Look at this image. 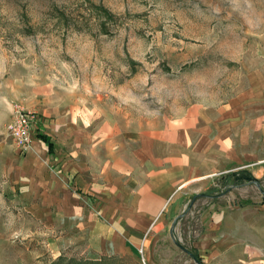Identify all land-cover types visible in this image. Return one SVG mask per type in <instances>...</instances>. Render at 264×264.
I'll return each mask as SVG.
<instances>
[{
  "label": "rangeland",
  "instance_id": "374dc122",
  "mask_svg": "<svg viewBox=\"0 0 264 264\" xmlns=\"http://www.w3.org/2000/svg\"><path fill=\"white\" fill-rule=\"evenodd\" d=\"M16 103L47 124L40 129L56 151L48 159L18 151L8 130ZM262 114L264 0H0V264H146L142 247L101 254L89 230L57 218L61 133L108 124L116 139L171 137V126L196 120L238 132ZM234 172L202 193L221 184L218 194L264 201V177L260 189L246 178L230 188ZM202 193L175 231L187 249L198 229L188 215L211 199Z\"/></svg>",
  "mask_w": 264,
  "mask_h": 264
},
{
  "label": "crops",
  "instance_id": "0c3cea01",
  "mask_svg": "<svg viewBox=\"0 0 264 264\" xmlns=\"http://www.w3.org/2000/svg\"><path fill=\"white\" fill-rule=\"evenodd\" d=\"M218 122L171 126V137L164 131H141L116 139L108 124L85 133H61L54 162L62 169L60 176L51 177L57 218L71 224L70 230H89L88 245L101 254L124 255L142 247L146 264H197L170 232L190 198L216 188L215 176L227 185V174L234 170V182L243 175L259 181L264 177L259 150L264 145V114L241 122L238 132ZM162 143L168 145L166 151ZM53 150L36 136L24 154L38 161L53 155L55 145ZM222 187L217 185L211 199L188 215L198 225L188 250L202 264H264V201L241 202L236 195L218 194Z\"/></svg>",
  "mask_w": 264,
  "mask_h": 264
},
{
  "label": "built area",
  "instance_id": "2783aa9c",
  "mask_svg": "<svg viewBox=\"0 0 264 264\" xmlns=\"http://www.w3.org/2000/svg\"><path fill=\"white\" fill-rule=\"evenodd\" d=\"M13 107L8 130L18 150L26 153L31 149L42 123L36 111L17 103Z\"/></svg>",
  "mask_w": 264,
  "mask_h": 264
},
{
  "label": "water",
  "instance_id": "95a60500",
  "mask_svg": "<svg viewBox=\"0 0 264 264\" xmlns=\"http://www.w3.org/2000/svg\"><path fill=\"white\" fill-rule=\"evenodd\" d=\"M234 174V173H233ZM246 178H247V180H248V183L249 182H252V183H255L256 185H257V187L260 189V187H261V184H260V181L258 180V179H256L253 175H247L246 176ZM235 186H237V184H236V182H234V184L233 185H231V187L230 188H234ZM262 190V189H261ZM224 192H222L221 194H223ZM205 194H207V193H205ZM205 194H203V195H205ZM208 196H211L210 194H207ZM196 198V196H194V198H193V200ZM191 207V206H190ZM187 211H188V208H186L185 210H184V212L182 213V214H180L178 217H176V219L174 220V223H173V225H172V227H171V236H173L174 237V240H175V243L182 249V250H185L186 252H188L189 254H191V251L190 250H188L185 246H183V244H181L180 243V241L179 240H177V238H176V236H175V231H176V225H177V220H178V218L179 217H183L186 213H187ZM191 256H193L194 257V259H195V261L197 262V264H202L201 263V261L199 260V258H197L194 254H191Z\"/></svg>",
  "mask_w": 264,
  "mask_h": 264
},
{
  "label": "trees",
  "instance_id": "16d2710c",
  "mask_svg": "<svg viewBox=\"0 0 264 264\" xmlns=\"http://www.w3.org/2000/svg\"><path fill=\"white\" fill-rule=\"evenodd\" d=\"M102 9H105L104 6H102ZM36 136H37L38 138H40V139H43V140L47 143L50 152H53V151H54V150H53L54 145H53V142H52V140H51V138H50L49 135H47V134H45V133H43V132H37ZM215 191H216V190H215ZM191 253H193L197 258L199 257V256L196 254V252H194V250H191Z\"/></svg>",
  "mask_w": 264,
  "mask_h": 264
},
{
  "label": "flooded vegetation",
  "instance_id": "af4514ba",
  "mask_svg": "<svg viewBox=\"0 0 264 264\" xmlns=\"http://www.w3.org/2000/svg\"><path fill=\"white\" fill-rule=\"evenodd\" d=\"M246 177L245 176H243V179H240L241 181H243L244 179H245ZM235 179V178H234Z\"/></svg>",
  "mask_w": 264,
  "mask_h": 264
}]
</instances>
